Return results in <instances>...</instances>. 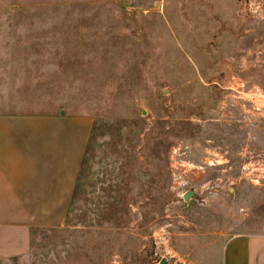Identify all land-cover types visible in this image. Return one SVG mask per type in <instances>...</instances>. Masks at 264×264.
<instances>
[{
  "label": "rangeland",
  "instance_id": "374dc122",
  "mask_svg": "<svg viewBox=\"0 0 264 264\" xmlns=\"http://www.w3.org/2000/svg\"><path fill=\"white\" fill-rule=\"evenodd\" d=\"M0 111L93 123L65 223L0 264H220L241 234L264 264V0H0Z\"/></svg>",
  "mask_w": 264,
  "mask_h": 264
},
{
  "label": "crops",
  "instance_id": "0c3cea01",
  "mask_svg": "<svg viewBox=\"0 0 264 264\" xmlns=\"http://www.w3.org/2000/svg\"><path fill=\"white\" fill-rule=\"evenodd\" d=\"M92 124L61 113L0 111V261L27 257L35 231L65 223ZM262 242L233 236L220 264H258Z\"/></svg>",
  "mask_w": 264,
  "mask_h": 264
},
{
  "label": "water",
  "instance_id": "95a60500",
  "mask_svg": "<svg viewBox=\"0 0 264 264\" xmlns=\"http://www.w3.org/2000/svg\"><path fill=\"white\" fill-rule=\"evenodd\" d=\"M192 193H188L186 196H185V199L188 200L190 197H191ZM160 264H169V261L164 258L161 260V263Z\"/></svg>",
  "mask_w": 264,
  "mask_h": 264
}]
</instances>
